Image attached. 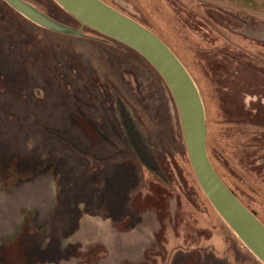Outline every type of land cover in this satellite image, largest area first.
Returning <instances> with one entry per match:
<instances>
[{"label":"rangeland","instance_id":"1","mask_svg":"<svg viewBox=\"0 0 264 264\" xmlns=\"http://www.w3.org/2000/svg\"><path fill=\"white\" fill-rule=\"evenodd\" d=\"M23 1L63 31L0 0V264H264L201 189L156 70ZM102 1L187 68L211 163L264 224V0Z\"/></svg>","mask_w":264,"mask_h":264},{"label":"water","instance_id":"2","mask_svg":"<svg viewBox=\"0 0 264 264\" xmlns=\"http://www.w3.org/2000/svg\"><path fill=\"white\" fill-rule=\"evenodd\" d=\"M5 1L37 25L63 31L57 22L23 0ZM54 1L81 25L136 51L157 71L176 105L187 154L201 189L227 226L264 263V224L235 196L212 165L203 99L181 60L160 37L102 0Z\"/></svg>","mask_w":264,"mask_h":264},{"label":"flooded vegetation","instance_id":"3","mask_svg":"<svg viewBox=\"0 0 264 264\" xmlns=\"http://www.w3.org/2000/svg\"><path fill=\"white\" fill-rule=\"evenodd\" d=\"M126 111V110H125ZM125 111H121V114H120V116H121V119H122V121L125 123V127H126V129H127V131H130L129 130V124H128V122H127V113L125 112ZM129 134H131V131H130V133ZM134 142L136 143V141H135V139H134V136L131 134V145L133 144L134 145ZM137 145V144H136Z\"/></svg>","mask_w":264,"mask_h":264},{"label":"trees","instance_id":"4","mask_svg":"<svg viewBox=\"0 0 264 264\" xmlns=\"http://www.w3.org/2000/svg\"><path fill=\"white\" fill-rule=\"evenodd\" d=\"M52 3H53V5H55L56 7H57V9L59 10V11H61V12H63L65 15H67L68 17H70L71 19H73L71 16H69L59 5H57L53 0H50ZM74 21H76L75 19H73ZM129 49H131V48H129ZM132 51H134L133 49H131ZM139 57H141L144 61H146L140 54H138L136 51H134ZM146 63H148L147 61H146ZM149 64V63H148ZM150 65V64H149ZM151 66V65H150ZM152 67V66H151ZM153 68V67H152ZM154 69V68H153ZM155 70V69H154ZM157 72V71H156Z\"/></svg>","mask_w":264,"mask_h":264}]
</instances>
